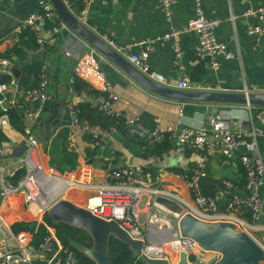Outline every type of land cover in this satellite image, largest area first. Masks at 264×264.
Masks as SVG:
<instances>
[{"label": "built area", "instance_id": "obj_1", "mask_svg": "<svg viewBox=\"0 0 264 264\" xmlns=\"http://www.w3.org/2000/svg\"><path fill=\"white\" fill-rule=\"evenodd\" d=\"M175 1L158 0L157 8L163 17H169ZM201 1L192 0L193 17L185 26L180 29H169L168 32L153 40L137 41L127 45H117L109 38L102 40L116 53L123 56L137 71L161 85L163 79L155 72L148 70L146 60L155 42L171 41V64L179 74V78L174 83L175 89L189 90L181 51L177 43V37L180 34L193 32L196 35L197 41L193 47V54L206 60L210 71H217L221 60L232 58V54L225 46L216 40L214 29L218 21L204 17ZM62 2L79 24L99 37L96 29L88 25V10L92 0H62ZM243 16L255 20V23L247 25L246 34L257 41L264 40V6L250 9L243 13ZM47 23H50L49 26ZM20 27H27L32 33L36 50L43 51L55 43H60V56L73 62L66 87L67 96L63 102L65 115L68 127L90 135L92 147H97L101 151L107 139L115 134L114 128L100 129L81 122L78 119L77 106L79 103L70 97L90 98L91 106L96 112L109 118L123 120L132 134L144 138L149 144L161 142L163 139L172 144V147L160 158H147L145 165L107 168L104 180L95 187L94 195L87 201L85 210L99 219L117 223L130 238L142 241V253L153 259L166 260L163 254L164 248H168L177 255L184 254L187 264H212L218 259L217 254L204 252L195 242L180 237L175 224L171 226L166 215L175 218L176 221L181 215H190L198 221L232 224L237 231L248 235L264 252V246L250 231L254 226L256 227L261 215V200L252 191L264 185L263 158L257 153L252 132H231L226 127V123L217 116L207 117L205 126L199 128L185 127L178 119L173 128L142 129L136 119L126 118L123 114L114 111L117 96L102 73L98 71L94 60V58L101 59V56L58 20L48 0L36 1V10L27 15L15 29V38H17ZM132 50L134 52L131 53ZM128 52L130 55L125 57L124 54ZM12 69H14L13 58L11 60L0 59V77H5V80L0 82V135L3 137L0 141V156L8 155L13 147L24 142L26 148L23 155L13 160L8 166L13 172L21 169L24 174L14 186L5 185L3 175L8 167L0 165V187L3 200L10 193H20L24 203L35 204L43 215L54 203H52L51 195L55 188L86 186L75 182L72 178L61 177L51 168L45 174L38 161L32 158L40 145L45 143L32 134L30 127L40 126L45 107L53 101V96L49 91L50 64L46 61L41 63L36 85L31 89L18 86ZM75 79L87 84L88 91L92 90L97 93L77 95L72 86ZM248 92L264 93V86L252 87ZM9 109L19 110L22 114L24 126L21 132L16 131L9 123L7 119ZM181 114L179 109L177 116L181 117ZM239 149L242 150L240 153H238ZM171 153H177L183 160L190 162L189 168L178 175L179 180L187 189V198L178 195L175 191H167L163 188L162 174L166 173L165 170H157L155 176L147 171L148 165L163 160ZM216 155L221 157V165L228 163L232 168H236L238 164L243 175V188L248 192L243 197L235 195L229 197L222 210L217 208L220 196L202 195L198 188L199 181L206 176V169ZM234 155H236L237 163L229 162ZM142 197L145 198L143 218L146 226L152 227L153 230L152 234L144 236L138 221L140 211L137 208L138 201ZM157 197L177 204L180 208V215L170 213L155 204L154 199ZM7 226L0 217V264L76 263L70 253L62 251L59 242L52 234L53 230L45 227L48 236L41 245L33 247L30 244L31 236L27 230L13 233ZM209 254L213 256L208 258L206 255Z\"/></svg>", "mask_w": 264, "mask_h": 264}, {"label": "crops", "instance_id": "obj_2", "mask_svg": "<svg viewBox=\"0 0 264 264\" xmlns=\"http://www.w3.org/2000/svg\"><path fill=\"white\" fill-rule=\"evenodd\" d=\"M36 1L1 0L0 53L15 43V29L27 15L36 10ZM157 6L158 0H92L88 10V25L96 29L101 39L109 38L117 45H127L137 41L153 40L168 32L169 29H180L193 17L192 0H176L169 17H163ZM263 6L264 0L201 1L204 17L218 21L214 29L216 40L225 46L227 51L232 54V58L221 60L219 69L210 71L207 68V61L193 54V47L197 41L196 35L193 32L180 34L177 37V43L181 51L184 74L188 81L189 90L237 93L246 89L248 91L252 87L264 86V40L257 41L246 34L247 25L255 23V20L243 16L246 11ZM59 48L60 43H55L43 51H30L25 60L17 63V65L21 66L25 62L34 61L39 63L46 61L50 64L49 91L53 96V101L45 107V114L40 126H31L30 131L42 142L46 138L50 141L58 133L65 130L67 154L75 155L76 158L71 165L72 167L61 165L58 166L59 169L50 167L49 157L45 153L49 141L40 145L34 158L44 172H48L51 168L61 177L72 178L75 182L86 186L57 187L51 195L52 203L58 199H63L75 207L85 209L87 201L94 195L95 187L104 180L107 168L145 165L146 161L131 157L112 136L102 146L100 158L92 161L99 166H105L106 170L92 168L86 164L90 160L83 159L81 154L82 150L87 147V141L83 132L68 127L63 106L67 96L66 87L73 62L63 59L60 56ZM127 55H130V52L124 54L125 57ZM94 60L98 71L102 73L117 96L114 111L132 119H137L146 114L154 122V127L159 129L173 128L178 119L185 127L199 128L205 126L207 117L217 116L226 123V127L231 132L248 131L254 134L257 153L263 158L264 168V109L234 105L182 104L161 99L135 85L102 57L101 59L94 58ZM171 60V41L159 40L155 42L153 50L148 54L146 65L149 71L161 76L162 85L175 89L174 83L179 78V74L173 68ZM14 69L16 68L14 67ZM76 82L79 90L74 91L77 95L89 94L88 85L79 79L74 80L73 89ZM70 98L79 104L84 102L91 104L92 102L88 97L83 99ZM53 103H58L59 106L55 108L56 117L49 121L47 132L49 137L44 138L43 124L53 114ZM179 109L182 113L181 117L177 116ZM241 151L239 149L238 153ZM220 159L219 155L212 158L206 169V176L199 181L198 188L202 195L220 196L217 208L222 210L229 197L233 195L243 197L248 192L243 188V175L238 164L236 168H232L228 163L221 165ZM233 161L237 163L236 155L229 162ZM189 166L188 160H183L177 153H171L163 160L148 165L147 171L155 176L157 170H165L166 173L162 174L163 188L167 191H175L178 195L187 198V189L184 183L179 180L178 175L187 170ZM14 172L12 169L10 171L6 169L3 175L5 185H10L8 178ZM252 193L261 200V215L256 227L254 226L250 231L264 246V230H262L264 227V185L254 189ZM139 211L138 221L142 235L152 234V227L146 226L143 218L144 204ZM0 217L6 222L7 227H10L14 223L34 222L39 224L42 214L35 204L24 203L20 193H10L1 203ZM52 234L54 235L53 231ZM79 251L85 253L84 249L79 248ZM163 254L169 264L176 263L177 254L168 248L163 249ZM206 256L209 258L213 255Z\"/></svg>", "mask_w": 264, "mask_h": 264}, {"label": "water", "instance_id": "obj_3", "mask_svg": "<svg viewBox=\"0 0 264 264\" xmlns=\"http://www.w3.org/2000/svg\"><path fill=\"white\" fill-rule=\"evenodd\" d=\"M53 12L64 26L94 49L105 61L123 73L135 85L145 92L169 101L178 103H201L217 105L244 106L247 108L264 109V93L242 92H215V91H191L178 90L158 84L137 71L120 54L116 53L102 39L89 29L79 24L65 7L62 0H48ZM14 78L19 73L12 69ZM58 103H53V114L43 124L44 138L47 136L49 121L56 117L55 108ZM24 142L13 147L6 156H0V161H13L19 159L25 151ZM92 168L106 170L105 166L87 161ZM3 200V192L0 187V206ZM154 203L169 211L180 215L177 204L157 197ZM53 223H65L71 227L79 228L91 239V246L85 250V256L94 264H110L107 254V241L109 237L117 239L128 246L134 256L144 264H169L164 259L149 258L142 253L143 242L134 240L115 222L104 221L87 210L75 207L68 201L58 199L46 211ZM180 237L191 240L197 244L200 250L218 255V259L212 264H264V252L248 235L237 231L235 226L229 223H208L198 221L190 215H181L175 223ZM175 264H187L184 254H179Z\"/></svg>", "mask_w": 264, "mask_h": 264}, {"label": "trees", "instance_id": "obj_4", "mask_svg": "<svg viewBox=\"0 0 264 264\" xmlns=\"http://www.w3.org/2000/svg\"><path fill=\"white\" fill-rule=\"evenodd\" d=\"M8 1V0H2ZM72 1V0H68ZM50 23H47L49 26ZM36 50L34 43V37L27 27H20L17 34L15 43L6 48L0 53V59L11 60L13 58V66L18 70L19 76L16 82L19 87L23 89H31L36 85L37 74L41 63L39 62H25L21 66H18L23 60H25L27 54L30 51ZM5 77H0V82L4 81ZM77 82L74 83V90L78 91ZM89 94H96L97 92L89 90ZM78 119L81 122H85L89 126H98L101 129L114 128V138L121 144L123 149L140 161H146L149 157L160 158L171 147L172 144L163 139V141L153 144H148L144 138H139L137 135L132 134L127 125L121 119H113L99 114L88 102L81 103L77 106ZM7 119L11 126L21 132L23 128L22 114L19 110L9 109L7 111ZM138 125L142 129L152 130L154 128V122L152 119L143 114L136 119ZM85 140L87 141V147L82 150V158L85 160L94 161L98 157L100 158L101 151L97 147L91 146L90 135L83 133ZM47 137H49L47 133ZM66 132L61 131L50 141L46 138L44 141H49L48 149L45 151L49 157V166L59 169V165L65 167H72L75 162V155L67 154L66 148ZM3 137L0 135V141ZM117 157V154H115ZM112 165V162H111ZM178 172V171H174ZM24 174L23 170H16L13 175L8 178L10 185H15L17 180ZM45 227L52 229L54 237L59 242L61 249L65 253H70L75 259V264H94L89 258L85 256V253L80 252V249H88L91 246L90 237L82 229L71 227L65 223H53L47 214H43L41 223L36 224L34 222L27 223H14L10 226L13 233L27 230L31 236L30 244L33 247H38L43 243V240L48 236ZM107 254L110 264H144L136 256L132 254L128 246L121 243L117 239L112 237L107 241Z\"/></svg>", "mask_w": 264, "mask_h": 264}, {"label": "rangeland", "instance_id": "obj_5", "mask_svg": "<svg viewBox=\"0 0 264 264\" xmlns=\"http://www.w3.org/2000/svg\"><path fill=\"white\" fill-rule=\"evenodd\" d=\"M12 161H2V162H0V165L1 166H4V167H8L9 166V164L11 163ZM12 168L10 167V168H7V171H10ZM45 174H46V172H44ZM145 200V198L144 197H142L139 201H138V204H137V208L140 210L141 208H142V206H143V201ZM167 216V218L169 219V222H170V224H171V226H173L174 224H175V218H171V217H169L168 215H166ZM141 221V220H140ZM168 251V250H167Z\"/></svg>", "mask_w": 264, "mask_h": 264}, {"label": "bare ground", "instance_id": "obj_6", "mask_svg": "<svg viewBox=\"0 0 264 264\" xmlns=\"http://www.w3.org/2000/svg\"><path fill=\"white\" fill-rule=\"evenodd\" d=\"M32 158H34V156L32 157ZM34 160V159H33ZM75 179V178H74ZM72 189V188H71ZM68 197H70V196H68Z\"/></svg>", "mask_w": 264, "mask_h": 264}]
</instances>
